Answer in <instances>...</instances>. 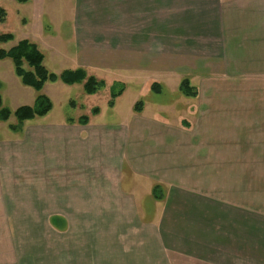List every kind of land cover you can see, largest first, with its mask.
Wrapping results in <instances>:
<instances>
[{"label": "crops", "instance_id": "0c3cea01", "mask_svg": "<svg viewBox=\"0 0 264 264\" xmlns=\"http://www.w3.org/2000/svg\"><path fill=\"white\" fill-rule=\"evenodd\" d=\"M33 1L44 10L52 2ZM62 1V9L74 11L75 53L69 61L75 70L108 84L135 75L143 86L158 80L157 60L166 52L161 31L169 26L161 23L160 11L170 13L177 0ZM193 2L202 17L189 41L200 39L183 52L199 57L198 73L232 75L234 93L228 102L233 112L221 113L222 104L209 93L220 83L206 78L207 96L186 126L182 115L158 110L135 115L133 125L126 124L127 116L120 125H95L88 119L78 128L59 126L62 134L72 133L73 149L96 146L116 155L105 158L106 188L73 200L125 202L127 210L120 216L131 220L100 231L90 226L82 253L63 249L58 263L242 264V253L263 247L264 198L257 196L251 172L264 169V113L251 109L255 99L249 101L247 90L264 87V0L188 1ZM39 21L42 35L41 17ZM168 48L178 50L176 45ZM54 52L62 59L57 48ZM5 165L10 164L0 162V264L5 258L12 261V174L11 166L2 173ZM116 194L121 197L114 198ZM93 235L98 236L93 240Z\"/></svg>", "mask_w": 264, "mask_h": 264}, {"label": "rangeland", "instance_id": "374dc122", "mask_svg": "<svg viewBox=\"0 0 264 264\" xmlns=\"http://www.w3.org/2000/svg\"><path fill=\"white\" fill-rule=\"evenodd\" d=\"M188 1L190 0H177L176 9H172L171 14L160 11L161 23H167L169 26L161 31L166 52L157 60L160 61V75L155 82L150 80L143 86L136 79V75L135 79L129 77L123 83L115 81L108 84L100 80L104 87L94 96H87L81 85L68 87L60 82L46 84L42 94L52 102L49 114L25 122L17 133L8 128L16 125L13 116L5 123L0 122V162L10 164L2 168V173H8L7 167L11 166L12 174H9L12 176V234H8L12 235V261L5 258L2 264H60L56 258L63 249H75L82 253L83 247H87L82 242L89 241L90 235L85 231H89L90 226H96V230L100 231L101 226L128 224L131 220L120 216L122 210H127L124 208L125 202L73 200L84 198V194L93 195L95 189L106 188L108 180L103 169L105 158L114 159L116 155L114 156L112 151L104 153L96 146L87 148V151L80 150V147L73 149L71 146L76 142L72 133L62 134V131H58L59 126L64 124L67 127L72 126L71 129L78 128L81 126L78 119L83 116L95 125H120L121 120L128 116V124L135 115L153 111L155 113V110L162 115H182L180 120L182 125L186 126L188 116L200 112L201 100L207 96L203 81L206 78L220 83V86L209 90V93L213 92L214 98L219 99L222 104L221 113L233 112L232 105L228 102L234 93L232 75L198 73L201 67L196 61L200 60L199 57L183 52V48L200 39L196 36L194 42L189 41V38L195 35L194 30L202 14L200 9H196L195 2L190 4ZM63 5L62 0H52L48 3L49 8L44 10L39 9L33 0L26 3L0 0V9L5 12L3 21H0V35L10 34L13 37L12 42L0 46V49L8 50L17 42L27 39L38 46L44 55L43 65L49 72L58 74L65 70H75L69 61L75 53L72 42L74 28L71 24L74 11L62 9ZM185 7L189 13L181 10ZM40 17L42 35L38 24ZM48 35L51 37H47ZM173 45L178 49L176 52L168 48ZM179 47L182 52H179ZM56 48L60 51L62 59L58 58L59 54H55ZM183 79H187L195 89L197 96L194 101L184 99L179 93L178 86ZM153 83L159 85L160 93L156 94L150 90ZM117 84L124 85V92L116 99L115 108L110 109L107 103L111 88ZM253 90H247L249 101H252L251 98L255 99L254 104H250L251 109H259L264 113V87ZM0 96L2 106L11 112L21 106H31L36 97V92L24 87L15 76L13 64L9 59L0 61ZM138 102L142 103V109L136 113L133 107ZM94 108L99 110L98 116L92 114ZM123 170L126 178L132 177L126 165H123ZM251 173L257 179V196L259 199L264 198V169L260 168ZM123 186L125 183L121 187L122 190ZM116 195L114 198L121 197ZM53 218H61L64 221L61 229L54 228ZM96 236L98 235H93L92 239ZM241 255L244 257L242 264H264V243L261 249L247 250ZM7 256L6 253L5 257Z\"/></svg>", "mask_w": 264, "mask_h": 264}, {"label": "trees", "instance_id": "16d2710c", "mask_svg": "<svg viewBox=\"0 0 264 264\" xmlns=\"http://www.w3.org/2000/svg\"><path fill=\"white\" fill-rule=\"evenodd\" d=\"M18 3H26L27 0H17ZM5 12L0 9V21H3ZM13 41L10 34L0 35V46L6 45ZM11 60L13 64L14 74L20 80L24 87L31 88L36 92V97L31 106H21L14 112L2 106V98L0 96V122H7L11 116L14 117L16 125L9 126V130L13 133L19 132L23 124L38 118H43L52 110L51 100L42 94V90L46 84H54L60 82L65 86L81 85L83 92L87 96H92L98 93L104 83L97 80L93 76H88L83 69L65 70L59 74L49 72L43 65L44 55L39 50L38 46L25 39L16 43L15 46L8 50L0 49V61ZM27 69H26V68ZM118 87V88H116ZM124 85L117 84L112 86L110 98L107 106L112 109L115 101L124 92ZM153 93H159L160 87L157 83H153L150 87ZM179 91L184 97H196V91L190 86L187 79H183L179 85ZM73 105V102H71ZM142 109V103L138 102L134 105L133 110L139 113ZM99 110L94 108L93 115H97ZM78 123L82 126L88 123L87 117H80ZM157 189V188H156ZM54 228L58 229L64 221L61 218H53ZM61 229V228H60Z\"/></svg>", "mask_w": 264, "mask_h": 264}]
</instances>
